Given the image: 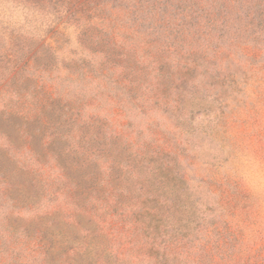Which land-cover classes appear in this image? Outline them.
Returning a JSON list of instances; mask_svg holds the SVG:
<instances>
[{
	"label": "rangeland",
	"instance_id": "374dc122",
	"mask_svg": "<svg viewBox=\"0 0 264 264\" xmlns=\"http://www.w3.org/2000/svg\"><path fill=\"white\" fill-rule=\"evenodd\" d=\"M187 1L0 0V66L9 64L7 59L13 57V51L5 50L11 40L16 49L30 48L2 81L0 95L7 94L8 86L25 92L42 85L53 92L52 96L61 98L56 114L65 113L70 103L81 110L83 118L99 117L121 134L123 138L117 142L131 145L123 148V159L132 158L130 152L144 142L145 156L153 162L146 157L143 166H157L156 159L165 152L164 161L169 160L185 178V183L178 181L181 208L174 217L182 213L180 210L186 215H206L209 229L224 220L231 231L244 237L248 255L259 250L260 261L264 255V191H254L243 177L257 164L264 166L263 5L259 0H192L195 4L190 6ZM219 1L226 8L217 4L212 9ZM185 6L200 9L194 18H188L184 11L186 23L197 30L191 47L180 45L179 36L188 41L193 36L179 30L175 32L179 54L166 53L160 62H151L150 54L159 45L157 39L164 40L161 34L167 33L166 25L172 29L173 24L182 22L177 12ZM34 51L37 59L31 57ZM180 55L195 65L179 71L187 72L188 78L177 82L180 89L175 90L171 75L177 71L173 65ZM15 73L17 77L4 85ZM163 73L165 95L181 99L176 111L159 100L147 106L142 102L149 92L146 85H154L152 77ZM0 124L15 141L22 142L18 131L19 126L24 127L22 120H2ZM1 142L0 170L24 184L12 197H19L23 208L30 204L23 199L27 195L42 201L48 190L42 180L51 173L52 158L43 166L34 165L35 157L22 144L14 153L1 147ZM22 164L43 173L19 170ZM33 179L38 186H32ZM236 183L245 188V194L222 209L215 197L228 185L233 190ZM186 205L190 207L187 210ZM7 209V202L0 205V221ZM118 216L119 212L103 214L110 228L109 236L98 238L101 248L112 246L114 235L120 232ZM22 223L13 218L8 231ZM84 224L93 226L86 220ZM120 241L115 240L116 244ZM106 252L110 253L109 248Z\"/></svg>",
	"mask_w": 264,
	"mask_h": 264
},
{
	"label": "trees",
	"instance_id": "16d2710c",
	"mask_svg": "<svg viewBox=\"0 0 264 264\" xmlns=\"http://www.w3.org/2000/svg\"><path fill=\"white\" fill-rule=\"evenodd\" d=\"M220 2H214L212 9L217 4L226 8ZM186 3L195 4L192 0ZM258 3L264 9V0ZM185 7L177 12L184 21L176 22L172 29L166 25L167 33L161 34L164 40L157 39L159 45L150 54L151 62H160L166 53L179 54L175 35L179 30L180 34L193 36L190 41L179 36L180 45L191 47L197 30H192L194 25L186 23V15L194 18V13L200 9ZM25 47L28 46L16 49L11 40L5 48L6 52L13 51V57L7 59L9 64L0 66V85L27 56L30 48L25 50ZM31 57L37 59L38 52L34 51ZM188 58L180 55L175 60L173 66L177 71L171 75L172 89H180L177 82L188 78L187 72L179 71L195 65ZM1 69H7L8 73L4 74ZM16 77L17 73L4 85ZM165 77L164 73L152 77L154 85H146L149 92H145L142 102L147 106L153 100H159L161 105L176 111L181 99L165 95ZM7 89V94L0 95V122L18 118L24 127H18L22 140L19 143L0 124L1 147L15 153L21 150L22 144L35 157L34 165L43 166L48 163L47 158H52L54 164L50 175L42 180L48 189L43 200H34L27 195L23 198L30 203L26 208L19 197H12L14 192L24 188V184L13 181L0 170V205L6 202L10 205L0 221V264H264V255L260 261L259 250L248 255L244 237L231 231L224 220L213 224L212 219L213 226L209 229L206 215H186V211L180 210L182 213L174 217L181 208L178 181L185 183V178L169 160L164 161L165 152L156 159L157 166H143L148 157L144 142L130 152L134 155L132 158L123 159V148L131 145L122 146L124 141L118 143L117 139L123 137L103 119L83 118L81 110L70 103L65 113L56 114V104L61 98L52 96L53 92L42 85L25 92L10 86ZM148 159L149 163L153 162L152 157ZM21 169L30 174L34 171L35 174L43 173L41 169L32 170L23 164ZM208 178L204 180L208 181ZM36 185L33 179L32 186ZM228 186L214 196L222 209L246 192L240 183L233 184V190ZM238 207L235 205L236 209ZM189 208L186 205L185 210ZM22 211H29L31 215L24 216ZM112 212H119L122 228L114 235L116 239L111 242L112 246L101 248L98 238L109 236L110 228V223L104 222L103 214ZM13 218L23 223L8 231ZM85 220L93 226L85 225ZM115 240L122 242L116 244ZM107 248L110 253L106 252Z\"/></svg>",
	"mask_w": 264,
	"mask_h": 264
},
{
	"label": "clouds",
	"instance_id": "9594fccd",
	"mask_svg": "<svg viewBox=\"0 0 264 264\" xmlns=\"http://www.w3.org/2000/svg\"><path fill=\"white\" fill-rule=\"evenodd\" d=\"M245 183L254 191H264V166L259 164L243 177Z\"/></svg>",
	"mask_w": 264,
	"mask_h": 264
}]
</instances>
